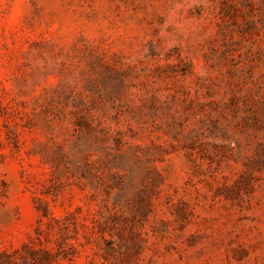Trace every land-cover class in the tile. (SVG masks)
<instances>
[{"label": "rangeland", "instance_id": "374dc122", "mask_svg": "<svg viewBox=\"0 0 264 264\" xmlns=\"http://www.w3.org/2000/svg\"><path fill=\"white\" fill-rule=\"evenodd\" d=\"M264 264V0H0V263Z\"/></svg>", "mask_w": 264, "mask_h": 264}, {"label": "trees", "instance_id": "16d2710c", "mask_svg": "<svg viewBox=\"0 0 264 264\" xmlns=\"http://www.w3.org/2000/svg\"><path fill=\"white\" fill-rule=\"evenodd\" d=\"M0 264H5V263L2 262V263H0Z\"/></svg>", "mask_w": 264, "mask_h": 264}]
</instances>
